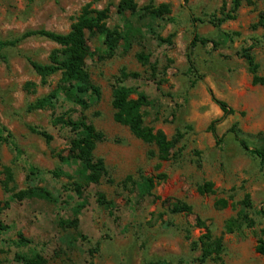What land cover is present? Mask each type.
<instances>
[{
	"label": "rangeland",
	"instance_id": "1",
	"mask_svg": "<svg viewBox=\"0 0 264 264\" xmlns=\"http://www.w3.org/2000/svg\"><path fill=\"white\" fill-rule=\"evenodd\" d=\"M121 0H0V38L10 40L28 31L47 29L67 33L88 3L96 9L110 8V27L127 30L130 47L120 40L116 51L107 55L104 36L87 32L90 48L86 60L92 81L100 87L101 97L82 112L105 136L97 144L96 157L103 158L109 175L99 184H84L83 194L74 191V166L62 163L69 155V133L52 120L62 111L29 110L36 99L54 90L61 73L42 83L30 60L47 63L56 42L39 35L22 39L3 50L0 61V127L12 132L23 151L16 160L7 144L0 145L4 166L11 167L15 182L29 185L27 165L43 170L34 183L58 191L72 183L70 205L27 199L0 212V220L13 226L0 231V264H19L18 251L39 252L46 264H264L256 251L264 238V164L244 150L232 127L251 147H264V85L255 84L253 75L238 51L253 46L264 76V0H239L233 19L219 28L210 22L232 11L235 0H135L139 8L166 5L169 12L151 19L147 15L118 14ZM198 18L199 21H194ZM214 38L219 31L237 32L234 41L218 47L211 43L190 46L194 32ZM149 55L143 64L137 54ZM189 56L195 72H189ZM122 68L140 74L126 85L139 86L149 96L143 109L145 124L162 131L174 142L170 158L162 160L158 147L137 138L126 125L115 121L113 91ZM212 94L226 101L236 112L224 116ZM133 97H136L134 95ZM216 121L218 139L210 130ZM35 126L53 135L51 141L31 130ZM67 173L55 178L51 171ZM2 170V168H1ZM165 175L164 178H160ZM153 177L157 184L150 196L141 198L126 179ZM111 178L112 181H109ZM214 183V193L202 194L198 187ZM103 192L113 208L99 204ZM249 196L254 224L234 232L226 229L228 220L237 217L242 201ZM8 197L0 179V201ZM228 200L226 207L217 200ZM187 204L188 212L173 208ZM72 219L77 225L63 226L59 218ZM207 228L221 238L219 256L201 260L197 241ZM21 232L29 240L18 247Z\"/></svg>",
	"mask_w": 264,
	"mask_h": 264
},
{
	"label": "trees",
	"instance_id": "2",
	"mask_svg": "<svg viewBox=\"0 0 264 264\" xmlns=\"http://www.w3.org/2000/svg\"><path fill=\"white\" fill-rule=\"evenodd\" d=\"M239 6L240 1L235 0L232 11L225 12L222 17L214 16L210 19V22L219 28L225 21L235 17L234 13ZM127 11L133 14H144L151 19H158L163 17L164 13L169 12V7L163 5L156 8L153 5H148L139 8L135 0H121L118 5V14L125 16ZM109 18V7L96 9L91 6V3H88L83 6L80 15L67 33L39 29L28 31L21 37L15 39L6 40L0 38V61L4 58L3 50L5 48L15 46L22 39L33 35L46 37L59 44L61 47L52 52L50 60L47 63L30 60L35 72L41 77L42 83H46L50 76L59 72L61 73V79L54 90L36 99L29 105L28 109L62 108V111L53 117L52 122L54 125L61 129H65L69 133L68 143L70 153L67 156L60 157L63 164L74 166V176L76 180L73 182V189L78 196L83 194L84 184H99L109 175L104 159L96 157L95 155L97 144L104 140V134L96 128L86 114L82 112L80 115L75 116L73 113L78 108L82 110L88 109L92 103L98 101L101 97V89L92 81L86 66V60L90 52L87 42V32L104 36L107 55L115 53L120 40L125 41L126 49L130 47V24L127 22V30H123L120 27L112 28L108 24ZM194 21H199V19L194 18ZM259 24L264 25V14L261 16ZM234 35H237V32L219 31L216 37L207 38L195 31L190 46H195L198 43L203 45L211 43L213 46L218 47L233 42L235 38ZM237 53L244 59L248 70L253 75V82L255 84L264 85V76L259 75L260 63L257 61L253 46L243 47ZM137 58L143 64L149 62L148 54L138 53ZM189 64V72L194 73L195 67L190 56ZM129 78L139 80L140 74L137 72H129L126 68H122L113 91L112 105L115 110L114 119L116 122L128 126L137 138L146 143L157 145L159 158L167 160L170 158L174 142L170 140L164 132L154 131L153 128L145 124L143 109L150 103L149 96L145 91L141 90L139 86L126 85L125 80ZM134 95H136V97H133ZM212 97L223 111L224 116L232 115L236 112L226 101L216 98L214 94H212ZM31 130L43 136L48 142L53 139V135L47 130L35 126H31ZM210 130L218 139L216 121L211 123ZM232 131L235 133L240 146L244 150L255 154L260 159L261 163L264 164V147H251L249 143L240 136V130L237 124L232 127ZM1 144H7L14 153L15 159L19 161L22 160L23 151L16 141V138L11 131L3 126L0 127V145ZM26 169L29 185L25 189L17 190V188L12 185V183L15 182L13 169L4 166L0 157V179L5 192L8 194V197L4 201H0V212L8 210L13 204L27 199H39L54 204L70 205V201L72 200V183L64 184L62 189L58 191L51 190L48 187L37 186L34 180L38 179L43 174V170L33 164H28ZM66 173L67 172L64 171L63 168L51 171V174L55 178H59ZM164 177L165 175L160 176V178ZM108 180L112 181L111 178H108ZM126 181L135 186L141 198L150 196L153 188L157 184V181L153 177H142L137 181L132 176H128ZM198 190L202 194L214 193V183L206 181L198 187ZM97 199L99 204L107 209L113 208V202L107 200L103 192H98ZM216 203L220 207H226L228 205V200L220 198ZM241 204L242 207L237 217L228 220L226 223V229L229 232H234L243 227H252L254 224L249 214V210L252 208V202L249 196H247ZM190 210L191 207L187 204L173 208L174 212H188ZM259 213L264 216V210H259ZM76 222L77 221L72 219L59 218V223L65 227L77 225ZM11 230H13L12 225L6 224L4 221L0 220V231L10 232ZM18 233L20 237L17 241L18 247L26 246L29 240L25 238L21 232ZM194 244L201 248L202 261L219 256L223 251L221 238L214 237L208 228L206 233L197 241H194ZM256 251L264 255V238L258 240ZM15 260L19 264H46V259L39 252L27 253L18 251L15 255Z\"/></svg>",
	"mask_w": 264,
	"mask_h": 264
}]
</instances>
